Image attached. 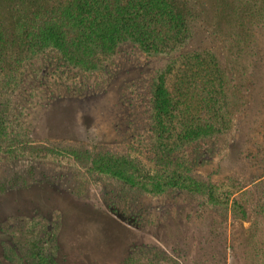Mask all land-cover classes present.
<instances>
[{"label":"rangeland","instance_id":"374dc122","mask_svg":"<svg viewBox=\"0 0 264 264\" xmlns=\"http://www.w3.org/2000/svg\"><path fill=\"white\" fill-rule=\"evenodd\" d=\"M184 1L193 12L190 50L215 53L233 81L230 131L188 149L196 169L222 186L226 206L146 194L69 160L2 155L0 264L251 263V232H264V0ZM236 9L256 16L238 43ZM0 19L13 28L4 0ZM167 59L127 43L84 72L46 50L21 69L13 126L38 143L135 142L149 129L154 80ZM241 205L246 220L232 211Z\"/></svg>","mask_w":264,"mask_h":264},{"label":"trees","instance_id":"16d2710c","mask_svg":"<svg viewBox=\"0 0 264 264\" xmlns=\"http://www.w3.org/2000/svg\"><path fill=\"white\" fill-rule=\"evenodd\" d=\"M4 1L15 21L10 29L0 19V156L69 160L90 175L108 177L146 194L188 193L211 206H226L222 186L196 169L188 149L230 131L227 109L236 99L233 81L215 53L190 50L193 12L187 2ZM230 14L240 26L231 31L238 43L240 29L249 32L248 24L256 16L239 9ZM127 43L147 55L168 58L155 77L150 126L138 136L140 140L94 147L38 143L14 128L11 96L28 62L54 50L69 67L94 72ZM239 207L240 211H232L248 219L247 208ZM251 233L250 264H264V232Z\"/></svg>","mask_w":264,"mask_h":264}]
</instances>
